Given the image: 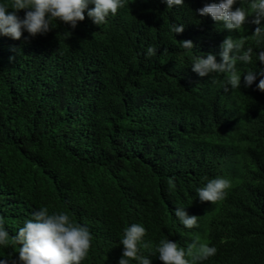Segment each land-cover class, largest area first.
I'll use <instances>...</instances> for the list:
<instances>
[{"label":"trees","instance_id":"obj_1","mask_svg":"<svg viewBox=\"0 0 264 264\" xmlns=\"http://www.w3.org/2000/svg\"><path fill=\"white\" fill-rule=\"evenodd\" d=\"M209 2L167 9L162 0H130L100 26L85 16L74 28L57 20L27 41L26 32L0 36V223L10 236L46 206L88 226L81 264H117L132 222L153 242L215 244L203 264H264L260 77L245 88L242 73L238 89L225 91V75L200 77L190 67L229 34L254 49L264 41L254 40L251 23L229 33L195 13ZM170 23L185 27L172 34ZM182 39L193 49H181ZM148 45L156 55H144ZM216 176L229 179L227 196L199 201L195 189ZM178 204L198 216L197 226L179 224Z\"/></svg>","mask_w":264,"mask_h":264},{"label":"clouds","instance_id":"obj_2","mask_svg":"<svg viewBox=\"0 0 264 264\" xmlns=\"http://www.w3.org/2000/svg\"><path fill=\"white\" fill-rule=\"evenodd\" d=\"M130 0H7L0 2V36L12 39L21 38L22 32L29 37L44 35L57 20L75 27L78 21L87 16L97 26L103 25L110 15H115L119 9L128 6ZM165 8L174 9L184 6V0H162ZM211 0L209 3L195 9L199 16H209L219 26L239 32L246 23L255 25L252 30L254 40L264 41V0ZM91 5V7H89ZM11 9V10H9ZM19 10L23 16L18 15ZM192 15L193 12L190 9ZM251 17L249 20L248 18ZM184 23H170L169 31L181 33ZM179 46L184 50H192L191 39H182ZM158 47L148 45L144 55H156ZM218 52H208L191 57L190 67L200 77L212 74L225 75L224 89H238L243 73V86L255 85L256 89L264 91V48L245 47V42L235 39L229 34L218 45ZM217 56L219 59H217ZM11 59V57H10ZM256 61L260 62L259 67ZM242 65H249L242 71ZM230 187L229 179L223 176L206 178L201 187L195 189L199 201L215 203L227 196ZM174 217L186 229L197 226V215L186 212L184 205H176ZM146 227L139 222L125 226L120 236L121 255L117 264H151L150 256H156L163 264H203L215 256V244L193 239L186 245L167 236L153 242L145 239ZM92 243V234L86 224L74 222L67 211H49L41 206L30 218L24 219L16 233L9 235L8 230L0 223V249L16 246L15 256L12 254L0 257V264H81L87 257ZM142 250H147V254Z\"/></svg>","mask_w":264,"mask_h":264}]
</instances>
